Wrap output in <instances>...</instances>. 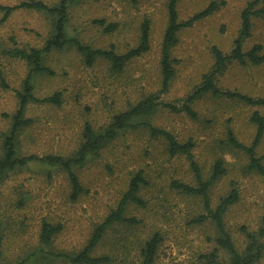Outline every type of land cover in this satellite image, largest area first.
Returning <instances> with one entry per match:
<instances>
[{"label": "rangeland", "instance_id": "374dc122", "mask_svg": "<svg viewBox=\"0 0 264 264\" xmlns=\"http://www.w3.org/2000/svg\"><path fill=\"white\" fill-rule=\"evenodd\" d=\"M22 0H0L15 5ZM53 5L59 0H41ZM212 0H179L176 10L184 20L205 8ZM219 7L177 33L171 50L175 75L159 100L181 105L213 63L211 47L230 50L240 26V11L249 0H215ZM222 1V2H221ZM168 0H79L69 7L66 33L93 48L113 46L118 53L135 46L141 23L149 20V49L128 61L123 70H111L98 58L86 66L73 47L52 51L44 62L54 75H37L33 93L38 97L61 91L60 106L30 103L24 116L32 124L18 132L16 154L69 156L75 152L85 123L102 129L111 117L160 88V47L168 21ZM3 12L0 11V19ZM104 19L117 28L106 32L93 22ZM51 33V21L44 13L18 8L0 22V71L9 88L0 85V155L2 143L15 112L18 89L27 67L24 61L8 55L13 46H41ZM14 41V42H13ZM259 43L264 49V21L253 18L251 36L244 49ZM217 84L252 97L264 96V63L229 65ZM197 114L157 109L147 118L154 126L170 131L179 141L191 139L193 159L206 178L216 158L224 160V174L209 188L210 208L235 188L238 200L223 216L224 227L238 251L246 245L241 231L245 226L256 231L264 214V177L246 170L247 155L223 145L231 129L236 138L249 144L255 125L249 120L254 110L264 114V106H251L238 100L206 94L192 104ZM264 163V134L256 148ZM185 155L172 156L161 137L151 136L144 127L121 131L107 141L98 155H89L73 167L82 192L71 197L67 171L57 165L33 161L7 173L0 180V264H74L58 253L73 254L87 244L93 228L114 210L127 188L129 179L141 171L147 181L137 192L142 205L129 203L125 216L138 222H117L105 230L92 256H105L103 264H140L141 248L153 233L160 241L152 264H229V254L216 241L219 236L207 213L203 199L173 188L180 180L195 184ZM59 223L61 230L51 244L39 243L43 221ZM58 254V255H57ZM253 264H264V249Z\"/></svg>", "mask_w": 264, "mask_h": 264}, {"label": "trees", "instance_id": "16d2710c", "mask_svg": "<svg viewBox=\"0 0 264 264\" xmlns=\"http://www.w3.org/2000/svg\"><path fill=\"white\" fill-rule=\"evenodd\" d=\"M79 0H59L53 5H48L41 0H22L15 5L0 4V11L3 12L0 22L18 8H27L44 13L51 21V33L47 36L41 46L18 47L13 46L5 52L13 58L24 61L27 72L22 79L18 89L14 90L18 105L15 112L11 115V125L2 143V153L0 155V180H3L8 172L17 167L25 166L33 161L46 162L47 164L57 165L67 171V176L71 185V197L76 198L81 192L82 187L78 176L73 167L82 164L89 155H98L102 146L109 140L114 139L121 131L130 128L144 127L149 130L151 136L161 137L166 142V149L169 155H185L190 161L189 166L193 173L195 184H189L180 180H173L171 186L182 193L199 196L203 199V205L207 213L200 215L197 220L210 218L215 224L219 236L216 238L220 247L224 248L229 254V264H253L264 249V214L261 217V224L256 231H250L245 226L241 231L246 239L245 248L238 251L231 237L224 227L223 216L230 205L238 200V192L232 188L228 194L221 197L219 202L212 209L210 208L209 188L220 178L224 172V160L216 158L209 175L204 178L198 163L193 159L192 148L194 142L191 139L179 141L168 130L152 125L147 118L157 109V107L167 108L173 112H185L190 118H196L197 114L192 108L193 102L206 94L213 97H224L241 101L251 106H264V96L252 97L237 90L222 89L218 86V78L224 74L226 68L237 63L242 66H257L264 63V49L259 43H255L247 49L244 44L251 36L253 18H260L264 21V0H249L240 11V26L237 34L232 40L229 51L224 52L217 46H212L210 51L213 63L209 70L202 75L201 81L194 86L192 91L183 98L181 105L159 100L160 94L165 93L175 75L174 58L171 50L177 42V33L185 27L191 26L195 21L201 19L218 9L217 1L212 0L202 10L194 13L184 20L178 19L176 5L179 0H168L167 14L168 21L163 33L160 47L159 71L161 75L160 88L155 93H150L128 106L126 109L114 114L110 121L99 130L85 123L81 131V139L75 150L69 156L35 154L17 156L16 145L18 132L26 126L32 124L31 117L24 116V110L30 103L60 106L64 97L61 91H55L50 95L38 97L33 93V79L37 75H54V71L45 64L44 58L52 51H59L67 47H73L81 55L82 61L86 66H91L98 58H102L109 63L111 70L120 72L125 64L135 57L141 56L149 49V20L145 19L140 26V35L135 46L128 50L118 53L111 45L108 48H93L81 42L75 37H70L66 33L69 7ZM136 2L138 0H132ZM222 2V1H221ZM93 22L98 24L106 32H113L117 28V23H105L104 19H96ZM14 42V41H13ZM0 85L9 88L2 72L0 71ZM249 120L255 125V133L249 144L239 141L233 131L228 129L223 145L231 149L243 151L247 157L246 170L254 172L264 177V163L262 158L257 155L256 148L264 134V114L254 110ZM147 181L141 171L135 173L128 181L127 188L118 201L116 208L110 211L104 220L97 224L87 241V244L76 253H58L59 256L67 259L74 264H103L109 258L105 256H92V249L98 244L105 230L110 225L117 222L137 223L133 217H126L124 212L129 203L143 204L137 192ZM61 230L59 223H51L43 220L40 223L38 240L41 245L51 244L53 237ZM1 238V235H0ZM160 236L153 233L141 248L142 260L140 264H152ZM57 254V255H58ZM210 264H214L213 253L210 254Z\"/></svg>", "mask_w": 264, "mask_h": 264}]
</instances>
